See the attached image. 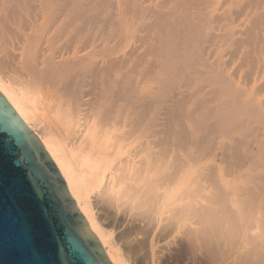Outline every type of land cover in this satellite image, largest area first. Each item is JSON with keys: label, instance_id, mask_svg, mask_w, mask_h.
Returning <instances> with one entry per match:
<instances>
[{"label": "bare ground", "instance_id": "bare-ground-1", "mask_svg": "<svg viewBox=\"0 0 264 264\" xmlns=\"http://www.w3.org/2000/svg\"><path fill=\"white\" fill-rule=\"evenodd\" d=\"M258 84L264 0H0V91L113 264H264Z\"/></svg>", "mask_w": 264, "mask_h": 264}, {"label": "water", "instance_id": "water-1", "mask_svg": "<svg viewBox=\"0 0 264 264\" xmlns=\"http://www.w3.org/2000/svg\"><path fill=\"white\" fill-rule=\"evenodd\" d=\"M0 264H113L43 143L1 91Z\"/></svg>", "mask_w": 264, "mask_h": 264}, {"label": "rangeland", "instance_id": "rangeland-1", "mask_svg": "<svg viewBox=\"0 0 264 264\" xmlns=\"http://www.w3.org/2000/svg\"><path fill=\"white\" fill-rule=\"evenodd\" d=\"M260 80L261 79H257V83H260ZM255 82V84H256V86H257V83ZM262 82V81H261ZM254 84V85H255ZM259 85V84H258ZM255 86V87H256ZM261 86V87H260ZM258 87H259V89H258ZM257 88H254V86L253 87H249V86H247V88L248 89H251V90H253L254 91V94H255V97L258 99H262V97H263V95H264V93H263V91H261V90H264L263 88H264V86L263 85H259ZM260 88H262V89H260ZM258 91V92H257ZM261 94V95H260ZM262 96V97H261ZM264 99V98H263Z\"/></svg>", "mask_w": 264, "mask_h": 264}]
</instances>
